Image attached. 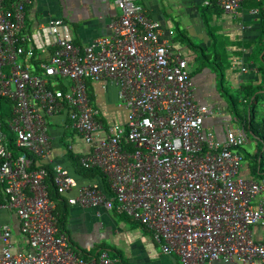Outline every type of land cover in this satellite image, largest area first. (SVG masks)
I'll return each instance as SVG.
<instances>
[{"label":"built area","instance_id":"obj_1","mask_svg":"<svg viewBox=\"0 0 264 264\" xmlns=\"http://www.w3.org/2000/svg\"><path fill=\"white\" fill-rule=\"evenodd\" d=\"M112 1L121 15L110 23L111 35L82 48L60 35L61 22L49 21L54 49L42 52L35 74L25 61L37 53L21 32L32 0H0V105L11 107L6 123L0 120V211L16 218L28 247L13 250L14 229L5 221L0 264L117 263L107 251L86 258L71 246L57 226L49 175L69 205L126 215L180 264H264V236L257 241L252 233L264 228V179L240 175L246 117L237 116L242 128L218 141L204 123L223 109L196 103L187 61L160 41V24L143 0ZM216 3L236 15L243 0ZM87 82L116 86L124 123L104 126ZM61 113L90 146L80 166L98 170L109 193L98 183L80 186L60 165L42 166L52 154L49 121Z\"/></svg>","mask_w":264,"mask_h":264},{"label":"crops","instance_id":"obj_2","mask_svg":"<svg viewBox=\"0 0 264 264\" xmlns=\"http://www.w3.org/2000/svg\"><path fill=\"white\" fill-rule=\"evenodd\" d=\"M141 4L146 15L160 24V41L169 47L173 55H180L187 61L196 103L223 109L220 115L207 117L204 123V127L211 129L218 141H224L227 130L242 128V123L236 121L237 113L246 117V123L252 116L264 126V118L257 119L255 107V104L259 106V97H264V0H243L242 8L236 15L225 13L216 0H143ZM253 8H258L256 14L252 13ZM26 9L21 32L31 36V46L37 56L36 61H25V65L35 74L40 73L37 65L45 54L42 52L46 50L50 54L54 49L55 39L47 34L49 21L61 22L60 35L82 48L96 39L109 37L110 23L121 15L112 0H32ZM234 58L240 63L233 65ZM242 67L247 71L242 72ZM225 84L233 86L243 95L261 88L256 90L257 98H252L250 106L246 95L236 102L235 111L232 101L225 100V95L228 97ZM87 89L90 103L98 110V119L105 127L125 122L126 111L120 106L115 85L110 82H87ZM2 105H6L11 112L9 103ZM262 105L264 110V102ZM2 110L0 115L4 113ZM246 123L247 144L251 143L248 134L251 132ZM68 125L65 113L49 121L52 154L49 160L41 163L42 166L51 169L60 165L70 171L80 186L98 183L109 193L100 172L96 177H85L79 173V160L88 154L90 146ZM262 131L264 128L260 129V133ZM259 136H253L254 152L248 155L249 164H243L240 172L245 179H262L254 172L257 158L264 157V141ZM240 153L244 160L247 154L243 148ZM62 207L64 232L71 246L86 258L107 251L117 261L116 264H180L177 256L163 255L151 234L124 214L83 209L66 203L59 208ZM5 221L10 222L14 229L13 250L27 251L16 218L11 213L0 211V225ZM252 233L253 238L260 241L264 228L257 225L252 228Z\"/></svg>","mask_w":264,"mask_h":264},{"label":"trees","instance_id":"obj_3","mask_svg":"<svg viewBox=\"0 0 264 264\" xmlns=\"http://www.w3.org/2000/svg\"><path fill=\"white\" fill-rule=\"evenodd\" d=\"M220 72H221V69H220ZM220 72H219V74H220ZM260 88L261 87H258L257 89H260ZM256 90H253L252 92H250V93L248 92L246 94L247 95V99L249 101V106L251 104L252 98L254 96H255L254 97L255 99L257 98V96H256V94H257ZM227 95H228V93H227ZM228 98H229V100L232 101L231 102L232 107L236 111L237 110V108H236L237 107V103L235 102V100L230 95H228ZM2 104L0 105V109H4V110H2V111H4V113H1L0 119H1L2 122L4 121L3 122V124H4V123H6V119L9 118L10 113H9L8 107L6 105H2ZM252 113H254V112H252ZM237 114H238L239 117H242L243 118V115H241L240 113H237ZM244 118H245V116H244ZM247 123H248V125L250 127L251 134H253V136H257V137L260 135L259 137L264 141V132L262 131V133H260V129H263L264 128L263 124L262 123H257L255 121V119H253L252 116L250 117V121L247 122ZM78 170H79V173L82 174V175H84L85 177H96V176L100 175V173H99L98 170H85V169L81 168L80 164L78 166ZM254 172L257 173V176H260V178H262V179L264 178V157H261L260 160L257 158L256 165L254 167ZM46 183L48 185L49 196H50L51 199H53V201L56 204L55 215L57 217V226L59 227V229L62 232H64V227H63V225H64V222H63L64 219L61 218V217H64V213H63L64 208L63 207L62 208H59V207L62 206V205H64L65 203L68 205V203L63 198H61L59 195L56 194V191H55L54 186H53V183H52V177H51V175H49Z\"/></svg>","mask_w":264,"mask_h":264},{"label":"rangeland","instance_id":"obj_4","mask_svg":"<svg viewBox=\"0 0 264 264\" xmlns=\"http://www.w3.org/2000/svg\"><path fill=\"white\" fill-rule=\"evenodd\" d=\"M62 84H64L65 86H68V82L63 81ZM224 90L228 93V95H230L235 100V102H240V100H241L242 97L243 98L246 97V95L241 94L233 86H229L227 84H225ZM225 98H226L225 100L227 102H230L229 98L226 95H225ZM259 98H260L259 101H258L259 106H256V104H255L256 112H257L256 113V117H257V119L262 120L264 118V110H263V105H262V103L264 102V99H263L264 97H259ZM248 134H249V141L251 140V143H247L243 147L244 151L247 154L246 155V158L242 161V164H245V165L246 164H249V161H248L249 160V157H248V155H251L254 152V149H255V147L252 144V140L254 139V137L249 132H248ZM260 147H261V145H260Z\"/></svg>","mask_w":264,"mask_h":264}]
</instances>
